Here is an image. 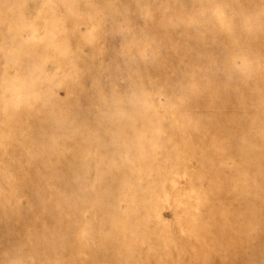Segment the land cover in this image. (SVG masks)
I'll return each mask as SVG.
<instances>
[{
	"label": "rangeland",
	"instance_id": "rangeland-1",
	"mask_svg": "<svg viewBox=\"0 0 264 264\" xmlns=\"http://www.w3.org/2000/svg\"><path fill=\"white\" fill-rule=\"evenodd\" d=\"M0 264H264V0H0Z\"/></svg>",
	"mask_w": 264,
	"mask_h": 264
}]
</instances>
